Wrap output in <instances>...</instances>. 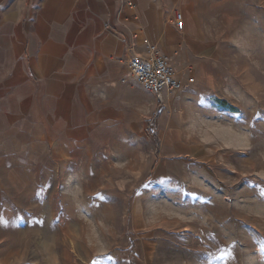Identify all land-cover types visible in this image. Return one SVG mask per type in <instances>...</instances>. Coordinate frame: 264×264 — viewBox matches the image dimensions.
Here are the masks:
<instances>
[{"label": "rangeland", "instance_id": "obj_1", "mask_svg": "<svg viewBox=\"0 0 264 264\" xmlns=\"http://www.w3.org/2000/svg\"><path fill=\"white\" fill-rule=\"evenodd\" d=\"M188 4L167 56L180 89L127 75L141 107L124 124L25 115L0 135V264H264V0Z\"/></svg>", "mask_w": 264, "mask_h": 264}, {"label": "crops", "instance_id": "obj_2", "mask_svg": "<svg viewBox=\"0 0 264 264\" xmlns=\"http://www.w3.org/2000/svg\"><path fill=\"white\" fill-rule=\"evenodd\" d=\"M179 2L190 28L189 0H11L0 23V135L14 116L52 133L134 117L141 89L130 88L126 57L181 46L184 29L167 24Z\"/></svg>", "mask_w": 264, "mask_h": 264}, {"label": "built area", "instance_id": "obj_3", "mask_svg": "<svg viewBox=\"0 0 264 264\" xmlns=\"http://www.w3.org/2000/svg\"><path fill=\"white\" fill-rule=\"evenodd\" d=\"M174 24L183 31L185 21L182 12L175 11ZM128 75L145 91L162 99L182 87V81L175 76L174 70L156 44H150L144 56L126 57ZM189 77L188 81H192Z\"/></svg>", "mask_w": 264, "mask_h": 264}, {"label": "trees", "instance_id": "obj_4", "mask_svg": "<svg viewBox=\"0 0 264 264\" xmlns=\"http://www.w3.org/2000/svg\"><path fill=\"white\" fill-rule=\"evenodd\" d=\"M217 100H218L220 107L228 108L229 110H235L233 106L227 105V102L225 100H223V99H217Z\"/></svg>", "mask_w": 264, "mask_h": 264}]
</instances>
